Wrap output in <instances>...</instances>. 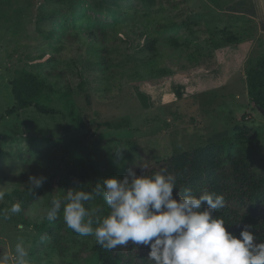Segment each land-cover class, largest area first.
Wrapping results in <instances>:
<instances>
[{"label": "rangeland", "instance_id": "obj_1", "mask_svg": "<svg viewBox=\"0 0 264 264\" xmlns=\"http://www.w3.org/2000/svg\"><path fill=\"white\" fill-rule=\"evenodd\" d=\"M236 1L0 0V255L22 242L28 264H100L94 236L62 210L46 219L52 199L199 148L264 164V112L246 83L264 52V0ZM30 176L47 178L42 195L11 214ZM90 205L110 212L102 197Z\"/></svg>", "mask_w": 264, "mask_h": 264}, {"label": "clouds", "instance_id": "obj_2", "mask_svg": "<svg viewBox=\"0 0 264 264\" xmlns=\"http://www.w3.org/2000/svg\"><path fill=\"white\" fill-rule=\"evenodd\" d=\"M125 148L114 154L123 159ZM138 176L128 169L123 179L107 178L91 191L69 189L62 199L54 198L46 219L55 221L63 211L68 228L81 236H94L106 250L127 246L149 249L150 264H264V242L256 243L251 226L245 225L239 236L225 227L223 219L215 215L225 207L223 195L203 193L198 198L191 189L179 190L174 197L176 178L166 170ZM44 176H30L28 191H35L46 181ZM7 193L0 190V200ZM102 197L110 212L101 219L102 208L85 207L86 202ZM206 205V207H202ZM21 211L19 203L8 210ZM98 225L93 227V225ZM28 252L17 242L14 255H0V264H28Z\"/></svg>", "mask_w": 264, "mask_h": 264}, {"label": "trees", "instance_id": "obj_3", "mask_svg": "<svg viewBox=\"0 0 264 264\" xmlns=\"http://www.w3.org/2000/svg\"><path fill=\"white\" fill-rule=\"evenodd\" d=\"M98 34L104 32L100 31ZM80 36L81 33H78L66 38L75 41ZM139 36L150 42L144 33ZM96 40L94 41L104 44L103 35ZM102 58L105 65L109 66L108 51H103ZM246 83L250 100L264 112V52L249 61ZM49 90L45 84V92ZM107 126L117 130L124 127L122 124ZM219 150L213 151L215 157L210 158L203 148L193 149L154 166H146V174L150 176L166 170L168 174L173 175L177 188L174 189V197L179 190L182 193L186 188L191 189L197 198L205 192L223 195L225 207L217 210L215 215L224 220L226 229L238 237L244 226L250 225L251 232L257 238L255 242H264V164L258 162L257 155L252 153L230 155L229 159L224 161ZM143 167L134 170L138 176L144 175ZM41 195L39 189L35 193L28 190L16 191L12 199L20 204V212H24L32 207ZM93 252L98 255L100 264H150L147 260L149 249L136 247L131 242L127 246H118L112 250H106L97 244Z\"/></svg>", "mask_w": 264, "mask_h": 264}, {"label": "crops", "instance_id": "obj_4", "mask_svg": "<svg viewBox=\"0 0 264 264\" xmlns=\"http://www.w3.org/2000/svg\"><path fill=\"white\" fill-rule=\"evenodd\" d=\"M243 1H246V0H238V1H236L234 4H240L241 2H243ZM254 1V0H253ZM258 1V0H257ZM259 3V2H258ZM254 6H255V4L254 5H252V7H250L249 8V10L248 9H245L244 11H243V13H246V15H248V13H250L251 14V16L253 15V13L255 14V11H254Z\"/></svg>", "mask_w": 264, "mask_h": 264}]
</instances>
